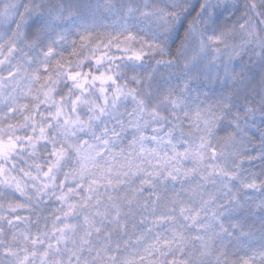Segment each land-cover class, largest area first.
<instances>
[{"label": "snow or ice", "instance_id": "6c2138e0", "mask_svg": "<svg viewBox=\"0 0 264 264\" xmlns=\"http://www.w3.org/2000/svg\"><path fill=\"white\" fill-rule=\"evenodd\" d=\"M0 264H264V0H0Z\"/></svg>", "mask_w": 264, "mask_h": 264}]
</instances>
